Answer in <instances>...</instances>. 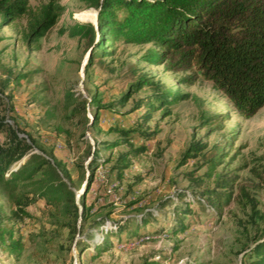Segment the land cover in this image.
I'll return each instance as SVG.
<instances>
[{"label":"rangeland","instance_id":"obj_1","mask_svg":"<svg viewBox=\"0 0 264 264\" xmlns=\"http://www.w3.org/2000/svg\"><path fill=\"white\" fill-rule=\"evenodd\" d=\"M45 2L30 0L29 7ZM59 4L63 13L35 52L21 41L24 18L0 27V116L29 136L31 142L18 134L29 144L28 155L50 157L70 178L77 208L82 177L95 156L98 168L83 199L87 219L80 227L69 209L44 199H34L21 214L16 202L34 198L33 187L0 183V264H252L253 251L264 243V106L242 119L198 74L191 86L178 83L194 70L171 74L143 63L150 44L116 40L85 67L90 41L58 30L92 25L84 17L94 12L90 0ZM140 79L147 83L136 85ZM161 92L181 100L147 111L146 97ZM200 112L225 115L222 129L202 127ZM195 143L205 148L187 152ZM215 149L222 158L207 178L204 162ZM134 150L117 178L112 166L118 156ZM180 195L198 196L200 204H190L191 213L176 222L171 203ZM145 213L154 219L137 235L130 236L133 228L105 235L106 227ZM99 220L107 226L93 224ZM180 223L183 231L173 234ZM88 237L95 244L102 239L104 252L77 251L74 242ZM14 241L19 255L6 247Z\"/></svg>","mask_w":264,"mask_h":264},{"label":"trees","instance_id":"obj_2","mask_svg":"<svg viewBox=\"0 0 264 264\" xmlns=\"http://www.w3.org/2000/svg\"><path fill=\"white\" fill-rule=\"evenodd\" d=\"M29 1L0 0V27L13 26L24 18L21 41L27 52H35L39 49V40L57 24L63 7L59 4L60 0H46L31 9ZM90 4L94 10L92 25L76 24L58 30L60 35L66 33L69 38L83 37L90 41L85 67L107 54L105 47L116 40L131 45L150 44L153 48L145 50L140 57L143 63L162 66L165 72L171 74L194 70V74L185 75L178 83L191 86L197 81L198 74L229 101L242 119L251 118L264 106V0H90ZM19 78L17 76L16 80ZM140 83L147 82L140 79L136 85ZM125 96L116 102L121 103ZM179 100L181 96L175 92H161L146 97L144 105L147 111H154L159 106ZM199 119L202 127L216 125L218 128H213L216 131L221 130L226 121L223 114L203 116L201 112ZM18 134L31 142L27 134L18 131L16 126L11 128L0 116V135L6 137V142L0 143V183L10 184L13 188L18 184L33 187L31 193L34 198L22 196L16 202L18 212L25 214L24 209L34 199H44L61 211L69 209L74 218L80 220L81 227L87 219L83 199L98 168L95 156H92L86 167L87 175L82 177L77 208L73 204L70 178L61 174L50 157L46 160L38 155H28L29 144ZM140 135L149 139L147 133ZM204 148L195 143L188 146L187 152L196 154ZM139 151L118 156L112 166L117 178H121L127 168L128 156ZM221 155L220 150L215 149L205 160L207 178L211 177ZM22 158H25L24 161L11 170V165ZM36 175L39 176L34 178ZM199 201L198 196L180 195L177 203H171L175 221L180 222L183 215L191 213L190 204H200ZM153 217L145 213L137 220L116 223L110 228L102 220L93 224L106 227L105 235L119 234L133 228L130 236H134L150 224ZM178 226L173 234L183 231V225L180 223ZM107 229L109 232H106ZM71 230H75L74 226ZM73 246L77 251L92 249L98 254L104 252L106 243L101 239L99 244H95L88 237L83 241H75ZM6 247L11 253L19 255L20 244L17 241ZM253 256L252 264H264V243L253 251Z\"/></svg>","mask_w":264,"mask_h":264},{"label":"bare ground","instance_id":"obj_3","mask_svg":"<svg viewBox=\"0 0 264 264\" xmlns=\"http://www.w3.org/2000/svg\"><path fill=\"white\" fill-rule=\"evenodd\" d=\"M84 17L88 20H94V12L93 13H85Z\"/></svg>","mask_w":264,"mask_h":264},{"label":"built area","instance_id":"obj_4","mask_svg":"<svg viewBox=\"0 0 264 264\" xmlns=\"http://www.w3.org/2000/svg\"><path fill=\"white\" fill-rule=\"evenodd\" d=\"M144 239H147V238H144Z\"/></svg>","mask_w":264,"mask_h":264}]
</instances>
